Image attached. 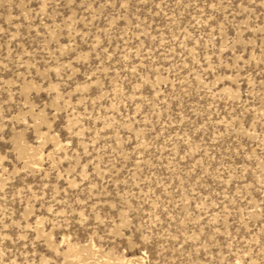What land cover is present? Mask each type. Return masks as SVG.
<instances>
[{
    "label": "rangeland",
    "instance_id": "obj_1",
    "mask_svg": "<svg viewBox=\"0 0 264 264\" xmlns=\"http://www.w3.org/2000/svg\"><path fill=\"white\" fill-rule=\"evenodd\" d=\"M0 264H264V0H0Z\"/></svg>",
    "mask_w": 264,
    "mask_h": 264
}]
</instances>
